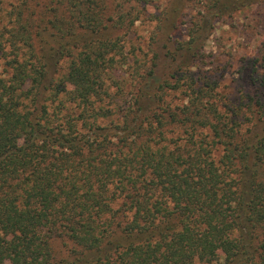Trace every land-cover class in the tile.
<instances>
[{
  "label": "trees",
  "instance_id": "16d2710c",
  "mask_svg": "<svg viewBox=\"0 0 264 264\" xmlns=\"http://www.w3.org/2000/svg\"><path fill=\"white\" fill-rule=\"evenodd\" d=\"M10 1L13 31L0 39V264H264V115L221 110L215 86L184 81L201 27L167 56L179 66L163 81L148 79L157 55L146 73L136 67L121 102V62L110 55L122 45L93 39L134 25L127 0L109 17V0H48L37 19L39 0ZM256 1L209 0L207 9ZM48 29L59 39L55 65L67 64L51 82L49 49L34 45ZM53 238L69 245L66 258H54Z\"/></svg>",
  "mask_w": 264,
  "mask_h": 264
},
{
  "label": "rangeland",
  "instance_id": "374dc122",
  "mask_svg": "<svg viewBox=\"0 0 264 264\" xmlns=\"http://www.w3.org/2000/svg\"><path fill=\"white\" fill-rule=\"evenodd\" d=\"M47 2L48 0H39L37 6L32 2L30 10L36 19L42 11L41 6ZM119 3L121 0L107 1L105 17L112 16L114 6ZM208 3L209 0L125 2V9H128L131 18L135 19L134 25L129 29L110 26L93 39L101 42L116 41L122 45V52L115 51L110 55L121 62L114 70L118 79L125 85V90L119 91L116 98L118 101L130 99L132 91L129 82L135 68H139L140 74L146 73L150 66L149 58L155 57L154 55H157L156 66L151 68L154 74L148 76V79L154 82L166 79L171 67L179 66V63L171 62L167 56L182 46L187 47L189 36L199 26V42L190 46L197 55L188 60L191 70L184 71L188 74L184 81L194 79L198 84L215 86L210 95L221 110L229 109L240 117L246 114L247 118L250 117V114H247L249 110L252 115L263 117L264 0H257L251 7L242 10L214 14L208 11ZM15 4L10 0H3L0 5V34L3 35H0V39H6L13 31V10H18ZM43 38V44L38 38L34 39V45L37 49L40 46L49 49L44 54L47 64L46 76L48 81H56L65 73L67 64L65 61H59L58 65H55L56 58L51 57L59 39L53 36L49 29L44 32ZM20 52H24V49ZM180 98L179 95L177 99ZM50 245L56 260L66 258L69 245L65 241L53 238Z\"/></svg>",
  "mask_w": 264,
  "mask_h": 264
}]
</instances>
